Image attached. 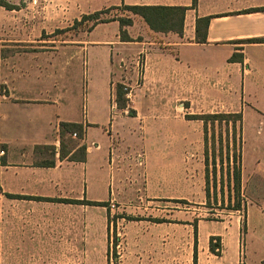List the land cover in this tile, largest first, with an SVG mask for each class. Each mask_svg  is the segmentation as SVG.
<instances>
[{
	"label": "crops",
	"instance_id": "obj_1",
	"mask_svg": "<svg viewBox=\"0 0 264 264\" xmlns=\"http://www.w3.org/2000/svg\"><path fill=\"white\" fill-rule=\"evenodd\" d=\"M123 5L186 7L183 32H153L133 15L128 28L118 17L99 21L102 10ZM263 7L264 0H77L60 12L97 23L58 47L27 34L24 22L10 31L2 13L10 10L0 4V264H264V151L255 148L246 166L241 149L239 206L230 191L214 201L200 176L203 123L187 120L181 103L264 101V43L243 42L264 37V11H247ZM204 17L206 41L198 43ZM123 52L136 65V56L145 58L130 116L113 106ZM58 53L63 75H49L44 88L41 69H52ZM159 91L163 97L153 95ZM61 123L83 129L81 140L65 134L63 158ZM79 146L83 159L70 160ZM196 167L198 180L190 176ZM211 200L224 216L193 224L187 205Z\"/></svg>",
	"mask_w": 264,
	"mask_h": 264
},
{
	"label": "rangeland",
	"instance_id": "obj_2",
	"mask_svg": "<svg viewBox=\"0 0 264 264\" xmlns=\"http://www.w3.org/2000/svg\"><path fill=\"white\" fill-rule=\"evenodd\" d=\"M77 0H0V2H3L4 5H9L14 7L13 10L9 9L10 11L3 10L2 13L6 15V17L9 19L10 23V31L14 32V30L17 27L18 22L25 23L26 27V33L27 34H38L40 33L42 35L43 40H50V41H56L54 42V45L60 46L61 43L58 42L59 40H64L66 37H71V35L79 33L81 31H86L87 29L91 28V26L97 21H91L88 20L86 23H75L70 22L68 18L60 12L61 5L69 4L70 2H73ZM80 1V0H79ZM5 7V6H4ZM112 8H106L105 10H102L101 16H100V22H109L111 19L117 17H126L129 16L130 13L127 11H124L122 9V6L119 7H113ZM6 8V7H5ZM70 23V25H68ZM125 28H128L129 26H124ZM123 27V28H124ZM142 27L137 24L134 28L135 35L141 33ZM42 29V31H40ZM109 26L101 25L98 30L100 31H107L108 32ZM136 30V31H135ZM111 33V30H109ZM126 32V30H124ZM137 32V33H136ZM127 33V32H126ZM121 40L123 38L122 33L120 31ZM53 37V38H51ZM42 46H49L51 44L49 43H43L38 44ZM63 55L58 53L54 56V67L46 69V66L43 64L42 74H41V83L42 87L46 88L49 83L48 76H58L61 77L63 75L62 73V63L61 61L64 59L62 57ZM137 62L138 64H135V57L134 55H131L129 52H123L121 55V79H118L119 83L124 87H126L125 93L128 95L126 97L127 99V106L125 108L126 113L130 115L133 114L132 108H131V101H135L136 97V89L140 87V85L144 82V62L145 58L142 57V55H138ZM59 62V65H56L55 63ZM57 66V67H56ZM65 67V66H64ZM82 70V66H81ZM54 73H56L54 75ZM82 74L83 71H81V74L79 73V88L77 93L79 101H83V94L85 93L84 89V79L82 80ZM88 78H86L85 82L87 83ZM116 84V86L118 85ZM115 86V88H116ZM114 88V89H115ZM143 93L148 94L149 92L144 91ZM143 95V94H142ZM155 97H163L164 95L160 93L154 92L153 94ZM169 97V95H168ZM190 99L189 97H187ZM181 101V103H184L185 107L189 110H186V113H190L186 115L187 120L189 115H200V114H214V113H231V112H239L244 107V131H243V145H242V159L243 163L247 166L250 165L253 162V151L255 148H261L264 151V101H259L252 99L250 101H195L194 97H192V101ZM180 103L176 102V104ZM245 104V105H244ZM113 106L114 112L118 113L116 109L115 104V95L113 96ZM181 111V110H180ZM191 125L193 126V129L197 130V123L193 122ZM203 125V124H202ZM232 122L228 124V132L227 127L223 125H219L217 122L215 123H209L207 127V136H208V150H209V196L211 195V198L215 199L219 198L221 199V196L226 195L230 193L235 198V192L233 191L232 184L229 185L228 179H227V161L225 159L226 155V149H225V137L228 134V137H230V158H229V165L232 169L237 165V160L235 158L234 149L232 146ZM236 128L238 129V123H236ZM202 134H203V140H202V152H200V158H202V165L205 166L204 161V129L202 127ZM213 136H214V142H213ZM222 137L223 139V161L221 163L220 155H219V137ZM193 138V137H192ZM197 139V138H196ZM195 140V139H194ZM213 147L215 151V169H216V187L214 186V168L212 164L211 155L213 153ZM194 156H197V154H192ZM75 156H79V154H76ZM188 157L190 155H187ZM137 158V157H136ZM137 164L138 161H137ZM141 165V164H139ZM198 169L195 168V171L193 170L190 174V176L194 177L196 180L201 176V181L204 183V186L206 187V181H205V170H204V177L202 175L197 174ZM232 183V182H230ZM216 194V197H215ZM220 195V196H218ZM237 197L235 198V200ZM213 200L210 202H206L204 206H200L198 204H188L187 206H191V209L194 211L195 215L193 217V224H195L196 217L198 216V219H217L219 220L224 216V211H220V208L214 203ZM235 203L233 202V205ZM222 205V203L220 204ZM229 206L231 204H228ZM216 209V210H215Z\"/></svg>",
	"mask_w": 264,
	"mask_h": 264
},
{
	"label": "trees",
	"instance_id": "obj_3",
	"mask_svg": "<svg viewBox=\"0 0 264 264\" xmlns=\"http://www.w3.org/2000/svg\"><path fill=\"white\" fill-rule=\"evenodd\" d=\"M1 5L5 6L8 9H13L14 7L9 6V5H4L3 2H0ZM195 4V0H193V6ZM122 9L124 11H127L130 13L129 16L126 17H118L117 21L120 24L121 29L124 26H131L132 25V18L131 16H139L141 17L144 22L147 24L150 30L153 32H162V33H167V32H175L179 35L182 34L183 32V26H184V18H185V12L187 10L186 7H166V6H140V5H123ZM248 12H256V11H264L263 8L259 9H251L247 10ZM98 14H94L89 16V19H97ZM210 17H204L197 19L196 22V40L198 43H205V35L207 31V27L209 24ZM103 22V21H102ZM122 33V40L123 41H130L129 36L124 30H121ZM244 43H264V37L263 38H253V39H248L243 41ZM231 60L239 59L242 61V55H239V58L237 55H233ZM115 104L118 109H125L127 106V99L125 97V91L123 90V86L121 84H118L115 88ZM188 119L191 120H199L202 121L203 123V129H204V145H205V150H204V162H205V181H206V194L209 195V150H208V136H207V127L209 123H215L217 122L219 125H225L227 127V132H228V124L230 121L232 122V129H233V134H232V146L234 149L235 153V158L237 165L232 169L230 168L229 165V158H230V149H229V141L230 137L227 136L225 137V159L227 161V179L229 182V185L232 184L233 186V191L235 192V198L240 196V185H241V176H240V156H241V149H242V139H241V129H242V114L241 112L237 113H214V114H200V115H189ZM236 123H238V129L236 128ZM61 149L59 151V156L61 158L64 157V151L62 150V147L64 148V140H65V134H76V138L78 140H81L83 138V129L81 125L74 124V123H61ZM72 146H76L78 144V141H69ZM213 142H214V136H213ZM219 157L221 159V163L223 161V139L220 136L219 137ZM54 151L51 152V155L53 156ZM79 154V158L83 159L84 154H85V149L83 146H79L76 151L74 152L73 155L69 157L70 160L75 159V155ZM215 157V151L213 147V153L211 155L212 159V164L214 168V186L216 187V159ZM45 166H53V162L50 163H43ZM232 182V183H230ZM59 202H65V203H75L76 201H70V200H62ZM235 208L239 206V201L235 200ZM87 204L91 205H97V204H102L104 205L105 203H93V202H86Z\"/></svg>",
	"mask_w": 264,
	"mask_h": 264
},
{
	"label": "built area",
	"instance_id": "obj_4",
	"mask_svg": "<svg viewBox=\"0 0 264 264\" xmlns=\"http://www.w3.org/2000/svg\"><path fill=\"white\" fill-rule=\"evenodd\" d=\"M124 90H126V87H124ZM125 97H128V95L126 93H125ZM75 136H76V134H73V137H75ZM141 157L142 156H138V158H137V161L139 164H142V161H143V159Z\"/></svg>",
	"mask_w": 264,
	"mask_h": 264
}]
</instances>
